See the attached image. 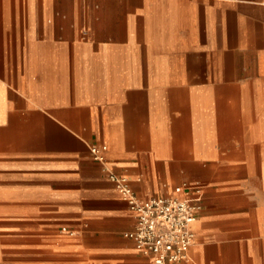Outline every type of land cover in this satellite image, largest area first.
Returning <instances> with one entry per match:
<instances>
[{"label":"crops","instance_id":"0c3cea01","mask_svg":"<svg viewBox=\"0 0 264 264\" xmlns=\"http://www.w3.org/2000/svg\"><path fill=\"white\" fill-rule=\"evenodd\" d=\"M105 169L264 264V0H0V264H153Z\"/></svg>","mask_w":264,"mask_h":264},{"label":"built area","instance_id":"2783aa9c","mask_svg":"<svg viewBox=\"0 0 264 264\" xmlns=\"http://www.w3.org/2000/svg\"><path fill=\"white\" fill-rule=\"evenodd\" d=\"M106 149L103 143L89 144L90 155L100 161L105 160ZM104 171L135 216L134 227L124 235L132 238L141 252L150 255L153 264L188 259L195 238L192 224L201 209L200 199L189 195L139 197L125 175L110 169Z\"/></svg>","mask_w":264,"mask_h":264}]
</instances>
